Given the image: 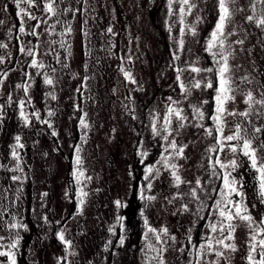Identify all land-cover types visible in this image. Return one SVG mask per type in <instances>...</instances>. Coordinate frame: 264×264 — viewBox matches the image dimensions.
Segmentation results:
<instances>
[{
	"label": "rangeland",
	"instance_id": "rangeland-1",
	"mask_svg": "<svg viewBox=\"0 0 264 264\" xmlns=\"http://www.w3.org/2000/svg\"><path fill=\"white\" fill-rule=\"evenodd\" d=\"M88 2L95 7V12L90 9L86 16L78 13L75 19L71 13L61 17V20L71 23V35H60L65 27L63 24L57 25L51 36L43 31L46 25H42L37 40L34 36L19 32L21 19L17 15L19 8L14 0H0V21H3L0 23V43L7 45L6 48H0V56L4 57V63L0 64V79H3L0 105H4L0 111V165H4L0 167V236L7 238L11 234L15 237V233L19 232L20 243L13 250L17 253V264H132L130 255H135L142 264H149L150 257L155 255L141 251L145 228L140 215L144 203L139 198V188L143 183L145 165L155 163L163 150L161 145L164 142L153 137L150 124L154 115L159 118L158 126L163 123L166 97L171 95L181 100L180 106L191 119V110L180 96V89L175 84V72L170 66L173 64L172 53L177 48L175 41L179 38L181 25L178 15L168 17L167 0ZM192 2L198 7L186 17V23H193L197 15L202 17L203 22L197 26L199 43L191 35L184 36L185 51L181 59L175 61L177 67H183L184 61H194L197 57L199 66L207 67L210 64V58L202 46L217 20V0ZM249 3L250 0H239L237 6H243L245 11L237 13L229 25L230 29L235 28L238 33L231 40H245L244 51H239L240 45L235 46L238 49L237 56L231 63L241 66L236 70L237 77L249 74L264 82V32L245 21L244 17L251 14ZM66 4L67 0L61 7ZM20 7L26 5L21 4ZM173 7L178 11L179 5L174 4ZM260 7L258 4L257 12ZM41 8L42 5L29 11L44 16ZM84 19H87V24L83 23ZM54 20L52 18L48 23L52 24ZM35 23L25 17L23 26L26 32H30ZM169 25L172 26L171 35L168 32ZM109 26L115 35L106 33ZM62 39L71 44V55L60 47ZM51 41L56 43L51 44ZM34 45L36 59L45 64L44 69L30 67L33 57L19 51L21 46L32 48ZM57 53L60 63L56 60ZM128 55L132 56L131 63L127 60ZM63 64H67V67H63ZM121 66L131 71L137 84L125 81ZM52 68L56 71L53 72ZM4 72H7L6 78L2 75ZM43 73L54 79V86L44 83ZM85 77L88 79L85 80ZM183 79L185 83L188 82V73L184 74ZM26 82L31 84L28 95L32 100L31 104L25 106L26 113L38 111L42 120L51 121L52 128L31 117V126L23 125L17 102L25 98V94L16 85ZM141 86L142 90L133 91ZM77 89L80 91L77 92ZM49 92H53L57 99L51 100ZM10 93L13 103L8 105L6 102ZM210 95V92H193L191 100L195 103L197 97L204 99ZM240 101L241 97L237 96V105L229 104V108L238 106L243 110L245 105ZM77 106L83 111H79ZM205 108L210 111L211 105ZM49 110L55 111V116L48 117ZM84 113H87L86 119L91 125L87 143H82L83 130L79 128V117ZM253 120L258 125L264 124V117H253ZM206 124L211 125V121H206ZM229 128L225 129V135L229 134ZM53 130L58 133L57 136L51 135ZM17 135L21 136V143L24 144L23 149H18L23 172L9 171L16 166L10 153ZM177 142L188 144L185 149L188 159L178 161L183 165L179 174L182 179L192 181V184L181 185L177 190L172 186L169 173L161 169L162 175L154 181L152 191L147 193L156 195L157 201L145 209V215L152 227L159 229L166 226L177 237L178 242L164 254L167 264H188L190 258L194 260V253L189 257L187 248L183 255L175 249L187 245L185 233L189 228L192 229L194 240L199 238L200 233L206 232L207 229L203 227L205 221L189 213L172 214L180 208L181 203H188L187 197L183 201L176 200L172 205L164 197H171L177 191L187 192L190 186H195V179L200 178L207 189V194L200 193L205 204L200 215L211 220L213 218L208 213L213 200L218 198L211 189H219L221 181L213 177L209 182L211 168L208 156L213 155L214 160L215 155L206 150L214 143L213 138L204 136L202 129L188 128ZM76 145L82 148L86 176L92 177L86 186L78 185L73 175L76 169ZM139 151L148 152L143 162ZM232 158L230 154L221 155L225 162ZM237 159L239 161L242 158ZM239 172L237 178H243L248 201L257 205L253 215L259 219L264 214V205L258 202L253 172L246 165ZM13 175L21 176L23 183L13 181ZM81 187L89 192L83 215L77 210V194ZM43 193H47V196H43ZM208 194L211 199L207 198ZM117 199L127 206L117 209L114 204ZM189 207L195 210L196 205L190 203ZM45 216L47 222L43 219ZM117 216L125 217L123 233L116 224ZM12 223L27 227L11 229L8 225ZM112 225H116L115 236L108 231ZM129 230L138 236L137 243L130 246L127 244ZM60 231H64L65 239L72 242L71 247L59 240L57 234ZM121 234L126 237L123 247L117 244ZM235 235L239 250L235 253L226 252L225 255L232 264H246V228H238ZM109 240L112 243L105 251ZM9 242L8 239L3 241L4 244ZM73 252L76 255H71ZM61 257H66V260H59ZM0 261H6V258L0 257ZM151 264L156 262L152 261Z\"/></svg>",
	"mask_w": 264,
	"mask_h": 264
},
{
	"label": "snow or ice",
	"instance_id": "snow-or-ice-1",
	"mask_svg": "<svg viewBox=\"0 0 264 264\" xmlns=\"http://www.w3.org/2000/svg\"><path fill=\"white\" fill-rule=\"evenodd\" d=\"M14 2L17 8H19L17 15L21 19L19 32L34 36L37 40H39L41 35L39 29L42 25H46L43 31L47 32L50 36L55 33L56 26L59 24L65 25L63 32L60 33L61 36L71 35L73 32L71 23L61 20L62 16H67L71 13L72 18L75 19L78 13L86 16L89 14L90 9L92 12L96 11L95 7L90 5L88 0H67L65 7H61V5H65L66 0H14ZM238 3L239 0H217V20L208 36L204 38L202 46L203 51L210 58L209 66H199V57H197L194 61H184L183 67H177L175 61H179L181 54L185 51L184 36L191 35L199 43L197 39L199 36L197 26L203 22V19L197 15L193 23H186V17L192 15L193 11L198 7L192 0H167L168 17L178 15L179 24L181 25L179 38L175 41L177 48L172 53L173 64L170 66L175 72V84L180 89V96L183 97V101L188 103V108L191 110V119L185 113V109L180 106L182 101L174 99L169 95L166 97L167 104L163 115V123L158 126L159 118L154 115L150 124L153 137L160 138L164 143L161 145L163 150L160 153L159 159L153 164L145 165L143 183L139 188V198L144 203V209H141L140 215L143 218L145 228L143 233L144 246L141 251L146 254H155L150 257L149 264L152 261H155L156 264H167L164 254L178 242L177 237L171 234L166 226H162L159 229L152 227L145 215V209L157 201L156 195H148L147 193L152 191L154 181L158 180L162 175L161 169L169 173L172 178V186L177 190H179L181 185L192 184V181L182 179L179 170L183 165L178 163L179 160L188 159L185 156V149L188 147V144L177 142V139L188 128L202 129L204 136L213 138L214 143L206 150L215 155L214 160L213 155L208 156L209 167L211 168L209 182L214 177L221 181V185L219 189L215 187L211 189V192L216 193L218 196L217 199L213 200V205L208 213V216L213 218L211 220L200 215L201 211L205 208L200 193L205 192L207 194V189L200 178L195 179V186H190L187 192L181 193L177 191L171 197H164L169 205L174 204L176 200L183 201L187 197L188 203H181L180 208L173 211L172 214L176 215L177 212L180 214L189 213L198 220H204L205 224L203 227L207 229L206 232L199 234L197 240H194L191 234L192 229L189 228L185 233L187 245L175 250L183 255L187 248L189 257H192L194 253V260L190 258L188 264H221L222 261L223 264H232L231 259L225 253H235L239 250L235 243V234L238 228L244 227L248 235V239L246 240L247 254L244 257L246 264H264V214H261L259 219L253 215V209L257 205L251 204L248 201L244 190L243 178H237L240 176L239 169L245 167V165L252 170L258 191V202L264 205V124L258 125L253 120V117L256 119L264 117V82L257 80L249 74L237 77L236 70L241 66L231 63L237 56L238 49L235 47L236 45L241 46L239 51H244V39H230L232 36L238 35V33L235 28L230 29L229 25L232 24L233 18L237 13L245 11L243 6H237ZM21 4L26 5V7H20ZM174 4L179 5L178 11L174 9ZM258 4L261 6L259 12H257ZM41 5V11L44 13V16H37L29 11L32 8H40ZM248 8L251 14L244 17L245 21L259 28L261 32H264V0H250ZM25 17L29 21H36L30 32H26L23 26ZM52 18H55V20L52 24H49L48 20ZM0 23H3V21H0ZM83 23L87 24V19H84ZM168 32L171 35V25L168 27ZM106 33L115 35L111 26L107 27ZM84 35H87V33H84ZM246 35L247 33H245ZM50 43L55 44L56 42L51 41ZM6 47V44L0 43V48ZM35 47L36 45L32 48L21 46L19 51L33 57L29 65L30 67L44 69L46 67L45 64L36 59ZM60 47L66 49L68 55H71V44L69 42L62 39ZM112 47H115V45H112ZM123 59L121 57L122 61ZM56 60L57 63H60L58 53L56 54ZM127 60L131 63L132 56L128 55ZM2 63H4V57L0 56V64ZM63 67H67V64H63ZM52 71L55 72L56 69L52 68ZM120 71L123 73L125 81L134 85L137 84L130 70H125L121 66ZM185 73H188L187 83L183 79ZM2 75L6 78L7 72H4ZM25 75L28 76L29 74L25 73ZM84 79L87 80L88 78L85 77ZM43 81L49 86H54L55 83L54 79L47 73H43ZM2 85L3 79H0V86ZM253 86H255V89ZM16 87L23 89L25 94V98L17 102L19 116L23 125L25 127L31 126V117L37 122L47 124L49 128H52L51 121L42 120L38 111H33L30 114L25 111L26 104L32 103L31 97L28 95L31 84L26 82L24 84H17ZM137 90H142V86L133 89V91ZM79 91L80 89H77V92ZM113 91L115 92V89ZM173 91H175V88H173ZM193 92H210L211 95L204 99L197 97L196 102L193 103L191 100ZM48 96L51 100L57 99V96L53 92H49ZM237 96L241 97L240 102L245 105L243 110H240L238 106L229 108V104L237 105ZM128 98L131 99V97ZM6 103L8 105L13 103L11 93ZM208 105H211L210 111H206L205 106ZM3 107L4 105H0V111H2ZM77 107L79 111H83L79 106ZM55 114L53 110L47 112L48 117H53ZM86 117L87 113L79 117V128L83 130L82 143H87V133L91 130V125ZM192 121H195V123ZM206 121H211V125L206 124ZM174 122L175 127H173ZM230 124L231 127L229 128ZM226 128H229V134L227 135L224 134ZM51 135L57 136L58 133L53 130ZM21 139V136L17 135L15 137V144L11 146L10 155L16 161V166L9 169V171L23 172L21 157L18 152V149L24 148ZM74 150L76 154V169L73 175L78 185L84 184L86 186V183L90 182L92 177L86 176L83 168L82 148L76 145L74 146ZM228 154L233 157L231 160L225 162L221 159V155ZM138 155L141 157V162H143L144 158L148 156V152L139 151ZM237 157L242 159L238 161ZM157 165H160V167H157ZM0 167H4V165H0ZM11 179L23 183L22 177L19 175H13ZM42 195L47 196V193H43ZM88 196L89 192L85 191L84 187H81L77 194V210L80 215H83V208ZM207 198L211 199L212 197L208 194ZM190 203H195V210L189 207ZM114 204L117 209L127 206L119 199L115 200ZM43 219L47 222L46 216ZM124 220V216L116 217V224L119 225L121 233L124 232ZM8 227L11 229H26L27 226L21 223H12ZM108 231L115 236L116 225L110 226ZM57 235L61 242L71 247L72 242L65 239L64 231H60ZM5 239H8L10 242L4 244L3 241ZM125 239V235L121 234L119 236L117 242L119 247L124 246ZM19 243V232L15 233V237L11 234L7 238L0 236V249H7L6 251L0 250V257L6 258V261H0V264H17V253L13 250L18 248ZM111 243L112 241L109 240L105 245V251L108 250ZM71 255H76V253L73 252ZM209 257L212 259H208ZM59 260H66V257H61Z\"/></svg>",
	"mask_w": 264,
	"mask_h": 264
},
{
	"label": "trees",
	"instance_id": "trees-1",
	"mask_svg": "<svg viewBox=\"0 0 264 264\" xmlns=\"http://www.w3.org/2000/svg\"><path fill=\"white\" fill-rule=\"evenodd\" d=\"M205 53V52H204ZM130 231V230H129ZM130 235H129V241L127 242V244L130 246V245H133L134 243H137V240H138V236L136 235V234H133L131 231H130V233H129ZM27 246H25V248H26ZM129 259L131 260V263L132 264H142L141 262H138L137 260H136V257H135V255L133 256H129Z\"/></svg>",
	"mask_w": 264,
	"mask_h": 264
}]
</instances>
